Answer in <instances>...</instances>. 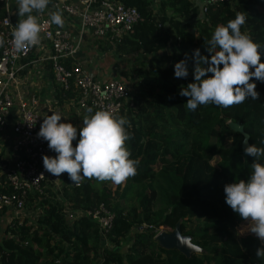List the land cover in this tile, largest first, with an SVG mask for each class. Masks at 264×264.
<instances>
[{"label":"trees","instance_id":"1","mask_svg":"<svg viewBox=\"0 0 264 264\" xmlns=\"http://www.w3.org/2000/svg\"><path fill=\"white\" fill-rule=\"evenodd\" d=\"M122 1L135 6L140 19L122 38H93V46L111 50L117 58L142 53L124 76L111 75L128 86L116 115L131 122L132 138L126 146L130 158L140 161L138 174L117 185L95 178L76 184L65 173L59 192L44 182L42 194L30 192L25 198L34 216L8 221L0 239V264H264V259L251 257L252 248L257 251L264 244L257 236L239 235L236 227L245 220L226 203L224 191L225 185L248 178L255 159L246 156L244 135L228 121H239L248 144L264 148V82L254 77L251 81L260 93L258 100L248 98L227 108L208 104L189 111V98L179 95L181 86L194 82V50L210 58L206 42L237 12L247 17L242 31L264 45V0H158L157 10L154 0ZM4 14L0 2V23ZM260 51L264 62V47ZM183 59L188 60L189 75L177 79L174 66ZM73 62L68 59L66 65ZM54 86L59 102L76 101L74 93L64 97ZM78 141L79 135L73 145ZM5 146L1 141L0 164L8 165L2 156ZM260 161L264 163V157ZM11 191L0 171V193ZM100 203L114 215L105 235L114 248L101 245L95 220L80 214L67 217L70 211ZM10 209L0 207V220ZM180 218L182 233L191 235L202 252L186 256L154 238L159 230L171 231ZM123 244L121 251L117 247Z\"/></svg>","mask_w":264,"mask_h":264},{"label":"clouds","instance_id":"2","mask_svg":"<svg viewBox=\"0 0 264 264\" xmlns=\"http://www.w3.org/2000/svg\"><path fill=\"white\" fill-rule=\"evenodd\" d=\"M17 4L20 19L13 31L14 48L22 52L41 43L39 14L44 13L50 0H17ZM51 22L63 28L62 13H52ZM246 23V15L237 12L234 19L218 25L206 42L208 52L212 53L210 58L202 55L199 48L194 50V82L181 86L179 91L180 96L189 98L185 104L187 110L194 111L198 106L208 104L227 108L240 105L248 98L259 99L256 83L251 81L254 77L264 82L260 51L264 45L242 31ZM4 44L5 40L0 36V47ZM188 75L187 59L175 63V78H187ZM87 111L92 113L93 109ZM62 117L59 113L45 116L37 133L38 138L47 141L49 149L58 154L43 156V166L48 173L57 178L67 173L76 184L82 178H95L117 185L138 174L140 161L130 158L131 152L126 146L132 138L128 131L131 122L126 116L97 110L84 117L79 133L77 126L61 122ZM78 135L79 141L74 146L73 141ZM244 152L255 158L250 165V175L225 185L226 203L243 220L250 222L248 231L264 241V163L260 161L264 157V148L251 144ZM256 256L264 259V247L257 249Z\"/></svg>","mask_w":264,"mask_h":264},{"label":"built area","instance_id":"3","mask_svg":"<svg viewBox=\"0 0 264 264\" xmlns=\"http://www.w3.org/2000/svg\"><path fill=\"white\" fill-rule=\"evenodd\" d=\"M219 1L224 0H202L203 3ZM0 2L5 8L0 23V36L5 40L0 50V142H6L2 156L9 159L8 165L0 164V171L5 173L6 183L12 188L11 192L0 193V207H11L15 216H21L30 192L42 194L44 182L48 181L59 192L62 179V175L57 178L44 169L43 156L52 157L48 142L37 136L45 117L37 93L22 84L21 71L27 64H33L39 73L40 65L48 62L54 84L63 96L69 91L74 93L73 103L78 108L117 114L128 94L126 82L117 76L90 73L80 62L78 52L86 35L110 41L120 39L141 16L135 6L122 0H50L44 13L39 14L41 43L18 52L13 37L20 19L18 7L13 0ZM54 10L67 20L63 28L51 22ZM73 26L77 28L75 36ZM68 59L74 61L70 67L66 65ZM9 127L11 133L7 131ZM78 214L95 220L102 235L107 234L113 223L114 215L104 203L93 209L70 211L67 217L71 220Z\"/></svg>","mask_w":264,"mask_h":264},{"label":"crops","instance_id":"4","mask_svg":"<svg viewBox=\"0 0 264 264\" xmlns=\"http://www.w3.org/2000/svg\"><path fill=\"white\" fill-rule=\"evenodd\" d=\"M199 1L201 2V0ZM13 3L16 7H18L17 0H13ZM56 12L58 11L54 10L52 13ZM63 19L65 21L64 24H66L67 20L64 16ZM71 29L73 31V36L77 35V28L73 26L71 27ZM85 37L87 39H83L81 48L78 52V58L80 62L90 73L94 75L108 76L114 74L113 70H109L105 65L101 63L103 57L99 54L98 50L94 46H92V41H90L91 37L89 35H86ZM40 68V72L38 73L35 65L27 64L20 73V79L22 81V84L26 85L27 89H30L31 91H35L37 93L40 101V107L42 108L45 117L47 115H51L52 113L58 112V108L54 104L56 102H59V99L57 98L58 96H56L54 82L51 78L50 72L48 71L49 63H42L40 65ZM63 100H65V98ZM78 113V119L84 118L85 116H90L83 113V111H78ZM82 115H84V117ZM7 131L11 133L10 127L7 129ZM51 155L52 157H54L58 154L51 150Z\"/></svg>","mask_w":264,"mask_h":264},{"label":"rangeland","instance_id":"5","mask_svg":"<svg viewBox=\"0 0 264 264\" xmlns=\"http://www.w3.org/2000/svg\"><path fill=\"white\" fill-rule=\"evenodd\" d=\"M153 1V0H152ZM157 3L158 0H154L152 5L154 6V9L157 10ZM85 39H87L86 37H84ZM90 41H92V46H93V38L90 39ZM170 50V49H168ZM99 54L102 55L103 60L101 61V63L103 65H105L109 70H113L114 71V75H122L124 76L125 72H128V68L129 66L138 58L140 57V55L142 53H133L131 55H124L120 58H117L111 50L108 51H102V50H98ZM151 55V54H149ZM57 108H58V112L59 114H61L62 120L61 122H70L72 123L74 126H77V128H81L83 126V119H78L77 116L79 115L78 111H83V113H85L86 115H88V112H86L84 109L78 108L77 105L75 103H73V100H63L62 102H56L54 104ZM64 113V114H63ZM93 114V113H91ZM84 117V115H82ZM81 121V122H80ZM32 211V210H31ZM30 209L28 208H24V210L22 211V215H26L28 216H34V211L31 212ZM21 215V216H22ZM15 216V210L14 209H10V211L7 214H4L1 216V220H0V239H2L5 235H6V231H5V227L8 223V221ZM249 221H243L242 223H240L237 227L236 230L239 233L240 236H244L247 234H251L256 236L254 233L248 231V227L247 225L249 224ZM128 238H130V236H128ZM263 244L264 241L260 240ZM101 245H105L108 247H113V245H111V243H109L108 238L105 235H101ZM119 250L124 251L125 245H121L117 247ZM251 257L256 258V250L254 248H252L251 250Z\"/></svg>","mask_w":264,"mask_h":264},{"label":"water","instance_id":"6","mask_svg":"<svg viewBox=\"0 0 264 264\" xmlns=\"http://www.w3.org/2000/svg\"><path fill=\"white\" fill-rule=\"evenodd\" d=\"M228 124L233 130L239 131L244 135L242 147L248 146V134L243 130L242 124L239 121L231 120L228 121ZM181 221L182 219L180 218L171 231L159 230L154 235V238L162 247L175 248L186 256H190L193 252H202L203 248L192 241L191 235L182 233Z\"/></svg>","mask_w":264,"mask_h":264}]
</instances>
